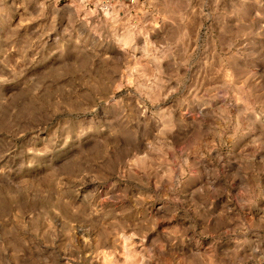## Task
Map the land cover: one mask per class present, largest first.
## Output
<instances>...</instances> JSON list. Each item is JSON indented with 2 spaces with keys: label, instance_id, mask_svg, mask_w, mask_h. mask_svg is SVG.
<instances>
[{
  "label": "rangeland",
  "instance_id": "374dc122",
  "mask_svg": "<svg viewBox=\"0 0 264 264\" xmlns=\"http://www.w3.org/2000/svg\"><path fill=\"white\" fill-rule=\"evenodd\" d=\"M0 264H264V0H0Z\"/></svg>",
  "mask_w": 264,
  "mask_h": 264
}]
</instances>
